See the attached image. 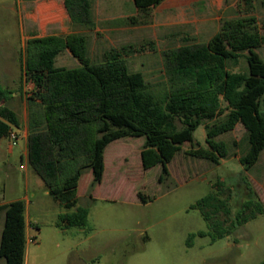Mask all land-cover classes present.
I'll list each match as a JSON object with an SVG mask.
<instances>
[{"label":"trees","instance_id":"trees-1","mask_svg":"<svg viewBox=\"0 0 264 264\" xmlns=\"http://www.w3.org/2000/svg\"><path fill=\"white\" fill-rule=\"evenodd\" d=\"M165 1L134 0L141 10ZM64 7L72 24L87 31L96 29L91 0H65ZM263 45L264 35L256 17L223 20L220 31L209 42L162 53L167 83L164 91L156 93L145 75L131 72L118 52L93 63L87 35L29 40L22 58V79L35 84L26 92L29 165L63 208L75 209L60 215L57 226L64 230L88 226L89 210L78 206L79 182L88 170L94 175L92 189L102 181L105 150L116 140L145 138L141 152L144 169L162 165L163 175L169 176V164L184 143L193 142L202 125L207 147L192 148L186 154L215 165L229 156L227 145L217 138L242 125L248 146L239 161L245 172L250 170L264 150V60L257 52ZM63 51L80 66L56 68L55 59ZM245 53L250 72L230 71L229 62L238 63ZM13 96L14 92L0 83V140L13 128H20L19 115L7 106ZM259 98L262 110L253 103ZM219 116L223 117L219 120ZM243 181L249 200L238 214L240 226L264 215V204L247 176ZM223 183L213 187L222 188ZM219 197L218 193L211 194L193 208L200 209L211 223L221 212L228 215L226 202ZM25 211L22 200L0 205V218L4 213L0 258L5 264H25ZM225 237L226 233L219 236Z\"/></svg>","mask_w":264,"mask_h":264},{"label":"rangeland","instance_id":"rangeland-1","mask_svg":"<svg viewBox=\"0 0 264 264\" xmlns=\"http://www.w3.org/2000/svg\"><path fill=\"white\" fill-rule=\"evenodd\" d=\"M22 1L0 0V83L14 92L7 106L23 122L29 115L26 92L31 86L28 78L22 79V58L28 40ZM187 1L186 8L191 9L186 11H190L186 17L190 20L196 17L194 11L208 18L222 17V20L254 16L264 35V0H253L250 5L246 0ZM57 6L53 7V12L60 15L61 7ZM41 12L43 17L48 10ZM35 17L34 9L28 11V19ZM43 33L46 32L43 30ZM210 36L188 38L185 42L174 40L168 45L149 29H135L114 39L115 44L111 45L104 42L103 36L93 35L89 56L93 63H99L106 59L104 51L122 50L123 46L132 45L129 51H122L130 71L143 73L154 91L161 93L167 83L162 53L184 44L207 43ZM151 42L155 43L156 51L150 47ZM257 52L264 60V45ZM246 55L238 63L229 62L228 69L249 73ZM78 64L77 59L65 52L57 59L56 66L75 68ZM253 103L259 110L263 109L262 98ZM245 133L240 125L234 132L217 138L227 145L229 156L215 165L186 154L192 148L207 147L206 130L202 125L194 133L193 142L184 143L169 164V176L163 175L162 165L144 169L141 152L145 138L116 141L106 151L107 174L98 183V190L93 193V179L87 173L79 184L78 206L89 210L88 226L66 230L57 226L59 214L75 209L66 210L49 194L28 163L24 142L13 146L8 137L0 140V205L17 200L26 204L25 264H260L264 261V215L241 226L238 218L243 204L249 200L243 181L245 176L264 200V192L259 187L264 184L263 164L246 173L239 161L248 146ZM219 181L224 182L223 187L214 188ZM214 193L220 195V201L226 202L228 215L221 212L209 223L200 209L193 207ZM206 210L211 211L209 207ZM3 227L4 213L0 218V243ZM201 233L206 236L202 237ZM221 233H226V237L220 239ZM5 263L6 260L0 258V264Z\"/></svg>","mask_w":264,"mask_h":264},{"label":"crops","instance_id":"crops-1","mask_svg":"<svg viewBox=\"0 0 264 264\" xmlns=\"http://www.w3.org/2000/svg\"><path fill=\"white\" fill-rule=\"evenodd\" d=\"M42 1L43 0H23L22 1L23 2L22 5L24 6L26 10L27 23H26L25 37L28 38L27 43L29 40L33 38H42V37H47V36L65 37L71 34H81V35L88 36V48H89V42L93 35L94 36L101 35L103 36L104 42L106 44L108 43V44L113 45L115 44V42L113 41L114 39L122 38L130 34L132 30L149 29L151 31V34L155 35L156 38L160 37L164 39L168 45H171L174 42V40H181L185 42V40L188 38H196V37H201L203 35H208V34L211 35L210 36L211 37L210 40H211L220 31V28L223 22L222 17L208 18V17L203 16L201 12H200L201 14H198L197 12L195 13V11H194V15L196 17L190 20L188 17H186V15L190 13V11L188 13L186 11L188 9L189 10L191 9V7L186 8L187 3H188L187 0H166L160 6L155 7V8H150L147 10H141L137 8L134 0H91L92 5H93V16H94V20L96 23V29L93 31H87L71 23V20L64 7L65 0H44L45 2H42ZM193 2L201 3V0H193ZM56 5H59L57 6L58 9L59 7H61V10L59 11L60 15H58L57 13L55 15V13L53 12V7H55ZM129 8L131 9V12L127 11V9ZM32 9H34V11L37 13V17H35L34 20H30L27 18L28 11ZM43 9H47L48 13L44 15L43 17H41V13H42L41 11H43ZM43 30L46 33H43ZM158 31L161 32V35L157 34ZM97 42L98 41L95 37L94 43L97 44ZM154 45H155L154 42L150 43V47L156 51V49L154 48ZM183 46H186V45L184 44ZM132 47H133L132 45L123 46L122 50L112 48L107 51H104L103 55L107 57L112 52H118L123 56L122 51L127 52L128 48L130 49ZM180 47L182 46H179L177 48H180ZM26 48H27V45L25 47L24 54H25ZM171 49H175V48H171ZM65 52H68V51L61 52V54L55 59L56 68H65L62 65H60V67L56 66L57 59H59L60 56L64 54ZM68 54L70 53L68 52ZM72 58L74 57L72 56ZM79 66L80 64H78V66L76 67H79ZM239 126L240 125H238L237 128ZM16 129L20 133V142H24L25 144V155L28 158V138L30 134L29 115L25 116V119L23 122L20 118V128H16ZM116 141H119V140H116ZM116 141H114L113 143H115ZM113 143H111L110 145H112ZM108 147L106 148L105 154H104V160H105L104 176H106L107 174V167H106L107 166V152L106 151ZM240 158L241 157H239V159ZM259 164H263L264 166V150L261 152L256 164L246 173H249L254 167H256ZM86 173L90 174L91 179H94V175L91 170H88ZM99 187L100 185H96L92 189L93 193H95ZM259 187H260V191L264 192V184L259 185ZM92 198L95 199L94 194ZM262 198L264 199L263 195H262ZM78 199L80 200L79 186H78ZM260 200L264 204V200H262L261 198ZM62 214L64 213L61 212L59 215H62Z\"/></svg>","mask_w":264,"mask_h":264},{"label":"built area","instance_id":"built-area-1","mask_svg":"<svg viewBox=\"0 0 264 264\" xmlns=\"http://www.w3.org/2000/svg\"><path fill=\"white\" fill-rule=\"evenodd\" d=\"M30 89H29V92H31L34 87H35V84L33 81L30 80ZM8 138L10 139V141L12 142V145L15 146L19 141H20V133L19 131L16 129V128H13L10 133H9V136ZM32 243L35 242L34 239H31L30 240Z\"/></svg>","mask_w":264,"mask_h":264}]
</instances>
